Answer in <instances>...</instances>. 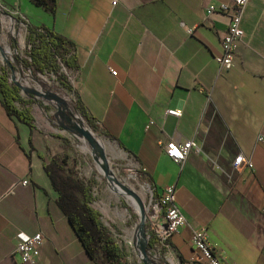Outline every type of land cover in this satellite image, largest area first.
I'll use <instances>...</instances> for the list:
<instances>
[{
  "label": "crops",
  "instance_id": "1",
  "mask_svg": "<svg viewBox=\"0 0 264 264\" xmlns=\"http://www.w3.org/2000/svg\"><path fill=\"white\" fill-rule=\"evenodd\" d=\"M1 2L74 42L75 106L134 158L156 194L174 186L187 224L163 249L168 264H203L191 242L200 230L228 264H264V0H248L227 71L214 58L229 16L207 8L229 0H57L54 14L30 0ZM30 111L33 127L0 102V264H28L14 250L36 232L39 264H96L45 170L64 150L61 115L55 108L54 124ZM171 138L200 150L178 164L165 153ZM239 154L249 164L235 168Z\"/></svg>",
  "mask_w": 264,
  "mask_h": 264
},
{
  "label": "rangeland",
  "instance_id": "2",
  "mask_svg": "<svg viewBox=\"0 0 264 264\" xmlns=\"http://www.w3.org/2000/svg\"><path fill=\"white\" fill-rule=\"evenodd\" d=\"M13 11L12 8H5L3 2L0 0V46L5 52L7 49L9 50L6 54L7 59L10 60L11 57L14 58L15 56L26 59V26L19 21ZM9 16H12V18ZM11 30L13 33H11ZM12 65H14L15 77H20V83L34 88L37 93H25L20 89L19 93H21L23 97L28 96L30 100L28 103L29 105L27 107L25 106L26 108L32 110L35 114H39V110H44L48 118L53 120L55 124V122H58L55 111V108L58 110L57 103L44 96L46 94H57L64 101V104L59 103V106L61 110L64 111L65 117L72 119L73 122L79 123L82 127L85 126L92 130L96 137L104 144V153L107 157V163L117 175L116 183L118 187H120V190L114 188L107 178L98 170L97 161L94 158L95 151L92 149L93 151L91 152L88 149L84 143L83 137L75 134V130H69L59 126L60 129L64 130V150L59 155L64 161L65 173L89 185L91 205L100 211L103 224L108 228L111 236L120 246L127 263L147 264L138 255L133 243L134 238H132L136 226L140 222V215L133 205L135 199L120 193V191H122L121 186L124 185L128 188L132 187L133 190H135L134 194L138 202L142 205L143 216L146 222L147 217L150 215L148 202L152 189L147 176L137 167L134 158L125 154L110 142L106 136L102 135L88 123L76 108L71 97V92L59 84L54 74H36L30 68L31 74L29 68L23 67L21 63L18 68H16L14 63H12ZM2 68L8 69V65L0 56V73L2 72ZM41 101L45 102V104ZM17 105L20 107L24 106V104L21 103H17ZM40 115H43V113H40ZM55 126L56 125L52 124L53 128H55ZM112 146H115V148H112ZM90 147L93 148L92 143H90ZM144 229L147 236V225H145ZM145 252L152 264H168L163 256L162 250L145 244Z\"/></svg>",
  "mask_w": 264,
  "mask_h": 264
},
{
  "label": "trees",
  "instance_id": "3",
  "mask_svg": "<svg viewBox=\"0 0 264 264\" xmlns=\"http://www.w3.org/2000/svg\"><path fill=\"white\" fill-rule=\"evenodd\" d=\"M30 1L53 14L56 11L57 0ZM23 22L27 29L26 42L30 48L26 50L29 58L20 59V63L25 68H31L36 74H54L61 86L74 91L67 75L62 71V67L67 70H75L78 67L74 42L44 24L32 25L25 20ZM0 102L10 116L30 127L34 126L30 110L17 105L27 104L30 100L21 97L19 88L9 81L5 68H2L0 73ZM76 108L96 129L78 99ZM45 170L57 192V205L68 219L88 257L96 264H128L120 246L103 224L100 211L91 205L89 185L65 173L64 161L60 155L53 156L45 165ZM149 234L148 245L151 247L154 237L151 232Z\"/></svg>",
  "mask_w": 264,
  "mask_h": 264
},
{
  "label": "built area",
  "instance_id": "4",
  "mask_svg": "<svg viewBox=\"0 0 264 264\" xmlns=\"http://www.w3.org/2000/svg\"><path fill=\"white\" fill-rule=\"evenodd\" d=\"M247 2L248 0H229V2L227 3L224 2L220 3L218 6H209L207 8L208 14L217 10L220 12H225L229 16L227 27L220 37L222 53L215 56L214 58L215 62L219 66L220 71H227L232 66V57L236 52V43L243 36L241 20ZM17 18H19L21 23L25 25V23L23 22L24 18L20 14L18 15V13ZM11 33H13V31ZM28 48H30V45H28V43L26 42V50ZM27 58L29 57L27 56ZM9 61L11 64L14 63L13 57H11ZM19 62L20 61H18V63ZM19 65L20 63L18 65L15 64L16 68H18ZM6 70L8 71L10 82H12L13 84L14 81L20 82V77H15L14 70L13 74L9 67ZM62 71L65 72L69 82L71 83V85H73V70H67L65 67H62ZM29 72L32 74L30 69ZM111 73L113 75H116L115 70H111ZM167 112L174 115L179 114L177 110H168ZM151 122L152 121H150V123ZM259 139L264 141L263 137H259ZM164 149L165 153L173 161L181 164L184 162V160L192 150L199 151L200 146H198L194 139L176 141L175 139L171 138L165 144ZM243 162H247L249 164V161H245L243 156L239 154L235 157L233 166L235 168H238ZM27 183V178L21 181V184L23 185H26ZM148 208L150 209V215L146 220L148 240L150 238L149 233L151 232L153 234L154 240L157 241V243L151 247H155L163 251V249L168 246V239L187 224V218L185 214L176 204L174 186H165L158 194H154V190L151 189ZM191 242L196 250L197 257L203 264H228L217 254L216 248L210 241L205 230L195 231L192 234ZM42 243V234L40 232H36L32 235L27 236L24 240L18 242L14 250V254H17L22 262H26L28 264H39L38 248Z\"/></svg>",
  "mask_w": 264,
  "mask_h": 264
},
{
  "label": "water",
  "instance_id": "5",
  "mask_svg": "<svg viewBox=\"0 0 264 264\" xmlns=\"http://www.w3.org/2000/svg\"><path fill=\"white\" fill-rule=\"evenodd\" d=\"M9 17L12 18V16H9ZM7 53L8 52L7 51L5 52V50H3V48L0 46V56L5 60V62L7 63L9 69L11 70V72L13 74L14 67L10 63L9 59L6 58V54ZM13 60H14V63L16 65H18V61L20 60V58L18 56H15L13 58ZM14 84H15V86H17L19 89H21L25 93L37 94L35 92L34 88H30L28 86H25V85L21 84L19 81H14ZM44 97L56 101L57 107H58V111H59L60 115L62 116L61 117L62 121L61 122L59 121V126L60 127H64L66 129H69V130H75V134L79 135L80 137H85L88 140L89 145H90V143H92L93 144V148L92 149L95 151L94 152V158L96 159L97 162L99 161L102 164V166L107 170L109 168L108 167V163H107V158H106V156L104 154V151H103L102 147L98 144V142L91 135L90 129L86 128L85 126L82 127L79 123L73 122L72 119H70L68 117H65L64 111H62L60 106H59V103L64 104V101L57 94H46ZM114 188H117L118 190H120L119 189L120 187L114 186ZM121 188H122V191H120L121 194H124V192H128L129 191L128 187H126L125 185L121 186ZM134 196H135V194H134ZM140 205H141V203H140ZM141 207H142V205H141ZM139 215H140V222L136 226L135 233H138L140 235L139 244L142 245L143 253L141 254V253L138 252V255L143 259V261L145 263L152 264V262L147 257L146 252H145V244L148 245V237L146 236V232H145V229H144V227L146 225V222H145V219H144V216H143V209L141 210V213ZM133 238H134V246H135L136 251H137V240L135 239V235L133 236ZM156 243H157V241L154 240L153 241V246Z\"/></svg>",
  "mask_w": 264,
  "mask_h": 264
},
{
  "label": "bare ground",
  "instance_id": "6",
  "mask_svg": "<svg viewBox=\"0 0 264 264\" xmlns=\"http://www.w3.org/2000/svg\"><path fill=\"white\" fill-rule=\"evenodd\" d=\"M12 32V30H11ZM7 52H9V50L7 49ZM81 122V121H80ZM84 123V121H83ZM88 127V126H87ZM91 132V135L94 137V139L98 142V144L102 147L103 151H104V144L96 137V135L92 132V130H90ZM83 140H84V143L85 145L88 147V149L92 152V148L90 147L89 145V142L88 140L83 137ZM86 148V147H85ZM105 154V153H104ZM106 156V155H105ZM107 158V157H106ZM109 161V160H108ZM108 169L106 170L102 164L98 161L97 162V168L98 170L105 176L107 177V180L112 184V186H117L118 187V184L116 183L117 182V175L115 173V171L111 168V166L108 164ZM110 174V175H109ZM111 176V177H110ZM128 192H125L124 195L125 196H129L133 199H135V203H133L134 207H135V210L137 211V213H141V210H142V207L140 205V203L138 202L137 198L134 196V191L132 187L128 188ZM138 196V195H137ZM142 201V200H141ZM130 231V230H129ZM134 231V230H133ZM128 234V233H127ZM129 235H130V232H129ZM135 235V239L137 240V252L139 253H143V250H142V245L139 244V240H140V235L138 233H134ZM128 237V236H127ZM133 238V237H132ZM129 240V239H128ZM134 243V242H133Z\"/></svg>",
  "mask_w": 264,
  "mask_h": 264
}]
</instances>
